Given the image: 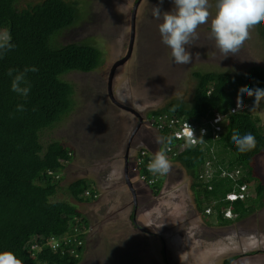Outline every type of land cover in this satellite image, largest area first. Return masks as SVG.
I'll return each mask as SVG.
<instances>
[{
  "label": "trees",
  "instance_id": "1",
  "mask_svg": "<svg viewBox=\"0 0 264 264\" xmlns=\"http://www.w3.org/2000/svg\"><path fill=\"white\" fill-rule=\"evenodd\" d=\"M80 12L75 1L27 4L24 0H0V31H9L15 45L0 54V251H13L24 264H79L85 249L88 220L78 207L94 200L93 189L86 179L62 185L73 150L59 139L43 138L44 132L61 125L74 107L76 90L66 75L94 72L104 62L100 45L58 41L60 33L79 22ZM254 28L257 46L264 54V26ZM33 66L38 71L27 73L30 91L22 97L11 90L8 70ZM215 68L193 70L188 98L167 101L151 113L183 115L195 124L210 119L214 111L225 115L217 138L209 132L203 136V146L186 147L170 159L189 178L196 210L205 217L207 206H213L215 220L204 218V223L224 226L232 223L223 217L226 208L235 215L234 221H240L264 207V178L256 168V158L264 152V121L250 109L254 97L241 94L244 107L228 114L243 86L264 88V67L254 65L241 72ZM18 104L24 105V111H17ZM233 130L241 136L254 135L256 148L241 153L231 140ZM210 161L213 180L208 189L200 179ZM230 168L249 180L246 190L250 195L229 204L225 195L242 183V179L234 181L222 174ZM51 240L59 242L53 247ZM229 263L230 259H225L222 264Z\"/></svg>",
  "mask_w": 264,
  "mask_h": 264
},
{
  "label": "rangeland",
  "instance_id": "2",
  "mask_svg": "<svg viewBox=\"0 0 264 264\" xmlns=\"http://www.w3.org/2000/svg\"><path fill=\"white\" fill-rule=\"evenodd\" d=\"M24 1L27 4H32L39 0ZM67 1L77 3L81 10L80 19L74 26L59 34V43L85 42L100 45L104 50V62L94 72H71L66 75V79L74 84L76 90L74 107L61 125L50 131H45L43 136L44 139H59L73 150L74 157L64 169L62 185L78 179H88L94 189H101L99 203L103 205L102 207L98 208V203L93 201H91L93 203H81L78 207L80 213L87 218L89 227L87 229L89 236L87 235L85 240L86 253L80 264H152L157 257L163 258L164 255L167 256L168 264H172L173 261L175 264H221L222 260L220 259L223 256L229 254L233 256L240 251L245 253L264 249V207L258 209L255 215H250L247 223H245L246 221L244 223L234 222L235 224L232 226L205 230L212 237H204L199 233V240L189 243L179 236V233H183L182 229L189 228L190 222L198 224L202 219L199 220L194 215V211L189 205L193 193L189 189L185 192L183 188H180L182 184L184 188L185 185L188 188L190 180L178 164L172 166L164 188L169 187L172 192H169V197L173 195L178 196L177 199L182 198L179 200V204L184 207L178 206L176 210L171 211L170 218L166 217V212L163 215H160V212L154 213L157 208L153 207V204L158 203L160 209H163L165 207L163 205H166L167 195L160 194L156 201H150L147 193L139 190L140 195L137 200L141 201L138 203L141 204L145 199L144 204L150 205L141 206L140 209L143 210L142 214L145 218L142 219L141 216L138 224H149V227L146 226L147 228L159 234L164 233L163 240L157 237L150 239L147 235L146 238H143L142 235L145 234H141V231L135 229L133 218L128 216L129 208L127 206L129 203L126 201L130 202V197L123 193L120 177L116 176L117 174L111 176V167L106 165L107 162H110L109 158L114 156V147L119 143V145L124 144L126 139L115 140L114 128H118L122 117L118 111L111 107L112 103L110 102V104L107 100L106 93L108 91L106 88L107 77L112 72V66L124 58L128 51L130 15L134 11L132 10L134 1L138 4L134 11L133 51L123 65L115 68V78L121 79L119 74L127 75L130 71L125 80H122L124 82L119 83L118 91L121 92L119 94L121 98L124 100L130 98L131 103L137 104L138 107L141 104L151 103V107L157 105L153 108L157 109L162 107L167 100L175 98L186 100L193 87L190 74L195 69L209 67L213 71V67H216L220 70L228 69L241 72L254 65L264 67V54H262V48L257 46L255 28L251 30L250 39L245 41L235 56L229 55L224 58L216 47L215 40L210 38L212 19L210 17L207 24L201 25L197 29L199 39L189 49L192 53V62L187 65H177L173 62L171 49L162 43L158 28L160 21L155 20L152 16V7L158 5L159 0ZM215 2L216 0H210L213 5L211 9L213 16ZM173 7V0H164L162 11H171ZM143 64L145 70L139 72L136 68ZM150 64H153L155 74L150 71ZM174 87H176V91L170 93L169 91ZM112 88L114 90L115 85H112ZM136 94L139 97L137 102L133 100ZM250 106L252 109L253 104ZM252 111L264 121V102ZM151 133L154 135V132L151 131ZM155 136L158 137L156 133ZM143 140L145 142H139L137 145L132 143L131 145L130 154L133 155L130 157V167L134 161V154L139 148L153 150L151 146H148L152 141L148 134L143 135ZM156 150L157 147L153 151ZM256 159L257 171L264 178V152ZM211 163L213 164L210 161L207 166L212 171ZM207 166L204 167V170ZM235 171L240 173L238 179L250 184L241 171L230 168L231 173L235 174ZM105 173L109 179L102 181ZM139 173V170L133 169L130 175L135 178ZM164 177L161 178L162 184ZM95 181L101 182L96 186L97 188ZM162 184L159 186L161 187ZM106 188L108 190L104 191ZM112 194L116 196H111ZM121 209H125L126 213ZM174 217L175 219L170 220ZM205 218L208 221H214L216 215H210V218L205 216ZM257 218H260L258 220L261 223H258ZM246 227H249L250 235L257 236L253 239L226 236L232 228L236 230ZM168 230L175 231L174 234H177L170 240L173 243L165 240L168 234L165 231ZM260 236L261 238H259ZM165 248L169 249L167 250L168 254L167 252L163 254ZM202 249H206V251ZM240 261L242 264H264V256L254 253L242 260L240 257L238 262ZM233 264H236V261Z\"/></svg>",
  "mask_w": 264,
  "mask_h": 264
},
{
  "label": "clouds",
  "instance_id": "3",
  "mask_svg": "<svg viewBox=\"0 0 264 264\" xmlns=\"http://www.w3.org/2000/svg\"><path fill=\"white\" fill-rule=\"evenodd\" d=\"M163 2L164 0H159V4L152 7V16L155 20L160 21L158 28H159V33L161 36L162 43L171 49V55L173 57V62L177 65H187L192 62V53L189 51V49L193 45H195V41L199 39V33L197 29L201 25L207 24L209 22L210 17H212L210 38H213L215 40V45L220 50L224 58L228 57L229 55L235 56L240 51L245 41L250 39L251 30L254 29L256 25L264 26V0H216L214 16L211 11V9L213 8V5L212 3H210V0H173L174 7L171 11H162ZM130 33H131V28H130ZM134 34H135V25H134ZM14 47L15 45L12 43V37H11L10 32L7 30L0 31V54H3L4 52L13 49ZM35 71H38V69H36L34 66L26 67L24 68L23 71H18L16 69L10 68L8 70V75L12 77L11 90L22 97H27L30 91V84L26 76L28 72H35ZM114 75H115V71H114ZM114 75L111 78L110 85L108 84L107 86L109 97H111V100L114 102V104L122 108H127L118 101V98H117L118 95L116 96L114 94V90L112 88ZM108 77H110V74L108 75ZM241 94H247V96L249 97H254L253 107L251 110H254L256 107H258L261 104L262 101H264V88H260V87L249 88L248 86L245 85L238 92L237 108L244 107ZM155 107H157V105L154 107H151L150 105L145 113L143 114L141 113V115H139L138 113L136 114H137L138 122H145L146 124L145 126L149 130L154 132V135L151 134L152 136H155V133L158 135V137L155 136L157 137V140H156L157 150L153 151V150H149L148 148H139L138 151L134 155V161L131 167L128 165V162L124 163V161H121L119 159V156L117 159L109 158L110 162H107L106 165L111 167V170H112L111 176H114L115 174H117L116 176L120 177L119 181H121V184L123 187L122 191L123 193L128 194L130 197L129 198L130 202L129 200L126 201L127 203H129V205L127 206L129 208L128 215L129 217L133 218V225L135 226V229H137L138 231H141V234H145V235H142L143 238H146L148 236L150 237V239H152L153 237H157L158 239L163 240L164 233L159 234V233L152 231L150 228H147L149 227V224H146V225L138 224L139 218L141 216H142V219L145 218V216L142 214L143 210L140 209L141 206L145 207V205L146 206L150 205L147 203L144 204L145 203L144 201L141 203V206H138L139 204L138 202L141 201V200H137L138 195H140L139 190L145 191L147 193L146 195L150 197L149 198L150 201L152 200L156 201L158 197H160L159 196L160 194H163V196L167 195V198L165 199L166 205H163L165 206L163 209H160V205L158 203L153 204L154 209L157 208L156 211H154V213L160 212V215H163L164 212H166L167 214L166 217L170 218L171 211H173L174 209L176 210L178 206H181L182 208L184 207V205L179 204V200L182 198L177 199L178 196H173V195H171L172 197H169L168 194L169 192H171L169 190V187L164 188L167 183L168 174L171 172L172 166H174V162H171L170 159L175 158V157L170 156V154L167 152L171 150L170 146L175 143V140H174V137L168 136V135L165 137H162L161 135L166 134L165 132L158 131L149 125V122H148L149 117L160 115V114L151 113V111L159 109V108L153 109ZM231 108L229 109L228 114H232L230 113ZM127 110L130 111V108H127ZM17 111H24V105L18 104ZM214 112H218V111H214ZM161 114H164V113H161ZM219 114L222 115L221 113ZM82 115L84 116V113ZM171 115L176 116V117H181L183 118V120H186L183 115H175V114H171ZM222 116L224 117V120L221 122L222 124L221 131H223V125L226 122L225 115H222ZM217 122H219V118ZM187 128L189 129L186 133V138H187L188 143L190 145H194L195 143H197V141H199L200 144L196 146H203L204 145L203 136L207 135L209 132L205 134L206 130L202 129L200 137L196 138L194 135V130L188 124H187ZM231 140L236 145L237 149L241 153L250 152L254 150L257 146L256 137L252 135L251 133L241 136L238 131L233 130ZM148 146H151V144H149ZM188 147H194V146H188ZM141 151H144L147 157L151 159V162L148 165L149 172H146L145 167L143 165H138L136 162L139 156V153ZM180 153L177 156H179ZM114 163H117L118 165L117 168H114L113 166ZM207 165L208 163L205 164V166ZM208 166L207 168H205V170L203 168V173L200 179V183H202L203 185L206 184L207 188L210 189L209 184L213 180V173L210 167ZM133 169H137L140 171V173L137 174V177L135 176V178L132 175H130ZM143 174L147 176V179L154 178L155 179L154 184H148L146 181L145 182L140 181V176ZM222 174L224 176H227L228 174H231V172L229 171L227 173L226 171H224L222 172ZM239 176H240V173H238L236 179L235 178H232V179L236 181ZM162 177L165 178L163 181V184L161 181ZM107 179L109 178L105 173L104 179L102 181L107 180ZM86 180L90 183V188L93 189V197L94 196L95 197H94V200L92 201L97 202L98 203L97 205H100L99 201L101 200V198L99 196L101 194V189H98L96 186H98L101 182L100 181L94 182L95 187L98 189V191H96L97 189L93 188L92 183L88 179ZM128 183L131 185V189H129ZM160 184H162L161 187L159 186ZM242 184H245V188L243 190H240L239 187ZM248 185L249 184L245 183L242 180V183L238 186V189L228 192L225 195L224 200L230 204L238 200L245 199L246 197L250 195L246 190L248 188ZM181 186L182 187L180 188H183L185 192H187V190L189 189V186L188 188L186 185L184 188L183 184ZM107 190L108 189L106 188L104 191H107ZM86 191H89V190H86ZM239 193H242V197L238 196ZM231 194L237 197H234V196L230 197L229 195ZM111 196H116V195L112 194ZM191 196H192L191 198L189 197L190 198L189 205L193 209L194 215L199 220L202 219V221L200 220L198 224L190 222L189 228L185 230L182 229L183 233L178 234L179 236L183 237L184 240L189 241V243L196 242L197 240H199V233L204 237H212V236H209V234H207L205 230H210V229H214L217 227L224 228L225 226L227 227L232 226V224H235L234 222L244 223L246 221L245 223H247V219L249 216L243 218L240 221H234L235 215L231 212L230 208H226L225 210H223V217L227 220H230V222L232 223L224 225V226H218L216 224L207 225L206 223H204L205 217H203V215L200 214L196 210L195 205H194L193 195L191 194ZM93 202H90V203H93ZM121 210H123V212L125 211V209H121ZM257 211L251 215H255ZM130 212H132L131 215L129 214ZM204 214L205 216H209L213 214L216 215V212L211 204L210 206H207ZM173 219H175V217L171 218L170 220H173ZM258 219L260 218H257L258 223H261V221H259ZM234 228H232L231 232L228 233L226 236H231L234 238L242 237V238H247V239H253L257 236V235L254 236V235L249 234V227L237 228L236 230ZM165 233H168L165 240L167 242L173 243L170 240L174 238L175 235H177V234H174L175 231L168 230V231H165ZM87 235L89 236L86 230L84 242L87 238ZM259 238H261V236ZM153 242L155 243V241ZM167 250L169 249L165 248V251L163 254H165V252H167L168 254ZM202 250L206 251V249H202ZM85 253H86V242H85V249H84L83 257ZM254 253L255 255L264 256V249H256L254 251H247L245 253L240 251L233 256L230 254L227 256H223L220 259L222 260L221 264L223 263L225 259H230L229 264H233L235 261H236V264H242L241 261L238 262V259L240 257L242 260L250 255H253ZM166 261H167V256L164 255L163 258L157 257L156 260L152 262V264H168V262ZM0 264H24V261L21 258H18L17 254L14 253L13 251L7 250V251H0ZM172 264H175V261H173Z\"/></svg>",
  "mask_w": 264,
  "mask_h": 264
},
{
  "label": "built area",
  "instance_id": "4",
  "mask_svg": "<svg viewBox=\"0 0 264 264\" xmlns=\"http://www.w3.org/2000/svg\"><path fill=\"white\" fill-rule=\"evenodd\" d=\"M242 108H237V100H235L234 106L231 108L230 113H235L236 111H239ZM219 118V122H217ZM224 120V117L220 115L218 112H214L213 116L210 119L203 118L200 120L198 124H193L187 120H183L181 117H176L172 115H168L166 113L160 114L158 116H151L148 119L149 125L153 127L154 129L165 132L166 135L174 137L175 143L170 146L171 150L167 153L170 154L172 157H176L181 151H183L188 146H196L200 144L199 141L195 143L194 145H190L186 138V133L189 130L187 128V124L194 130V135L196 138H199L201 135V130H206L207 134L210 132L211 136L213 138L217 137L218 133L222 130V124L221 122ZM138 165H143L145 167L146 172L148 171V165L151 162V159L147 157L144 151H141L139 153V156L136 160ZM238 171H235V174H228L232 178L237 177ZM140 181L147 182L148 184H154L155 179L149 178L147 179L146 175L140 176ZM240 190H243L245 188V184H242L240 187ZM86 195H90L89 191L85 192ZM237 197L235 195H229ZM239 197H242V193L238 194ZM70 238H66V242H69ZM58 241V240H57ZM54 240H51V243L53 247L56 246V243ZM55 242V243H54ZM80 244V242H79ZM34 248V246H32Z\"/></svg>",
  "mask_w": 264,
  "mask_h": 264
},
{
  "label": "flooded vegetation",
  "instance_id": "5",
  "mask_svg": "<svg viewBox=\"0 0 264 264\" xmlns=\"http://www.w3.org/2000/svg\"><path fill=\"white\" fill-rule=\"evenodd\" d=\"M134 5H132V10H136L135 8H137V4H136V1L133 2ZM131 18H132V14L130 15V28H131ZM135 25V23H134ZM133 46L134 44L132 45V48H131V52H130V55L132 54V51H133ZM127 53V52H126ZM150 71L155 74V72L153 71V64H150ZM139 72H143L145 69H144V64L140 67V65L137 66L136 68ZM128 72V71H127ZM130 73V71L128 72V74ZM127 75H122V74H119L118 76H120L121 79H116L115 78V75L113 77V86L115 85V88H114V94L117 96L118 98V101L120 103H122L125 107L127 108H130V111L127 110V108H122L116 104H114V102L111 100V97H109V94L108 92L106 93V98L107 100L109 101V103L112 105L111 107L113 109H115L116 111H118L122 117V120L120 121V124L118 126V128H114V132L116 133L115 135V140H119L121 139L123 141L124 138L125 139V142L124 144L122 145H117L114 147V156L113 158L117 159L118 156H119V159L121 161H124L125 162H128V165L130 166V162H131V159L130 157L133 155V154H130L131 152V145L132 143L134 144H138L139 142H143V135L144 134H148L151 138H152V141H151V148L153 150H155L156 146H157V143H156V140L157 138L155 136H151V130L148 131L149 129L144 126V122H138V118H137V114L138 113L139 115H141V113H145L146 110L148 109V107L151 105V103H147V105H140V107H138L137 104H132L131 103V100L130 98H128L127 100H124L123 98L120 97V91H118V88H119V83L120 82H124L122 80H125V78L128 76ZM154 77V76H153ZM155 78V77H154ZM107 86L109 84V77H107ZM111 83V81H110ZM106 90L108 91V89L106 88ZM120 90H121V86H120ZM176 91V87L172 88L169 92L170 93H174ZM117 93V94H116ZM175 95V94H174ZM138 94H136L134 97H133V100H135L137 102V99H138ZM170 99V98H169ZM144 103V102H143ZM147 106V107H146ZM145 107V108H144ZM118 114V113H117ZM142 128V129H141ZM145 142V141H144ZM136 153V152H135ZM135 155V154H134ZM146 198V197H145ZM145 201V199H144ZM138 206H141V204H138ZM159 206V205H157ZM98 207H102V205L100 204ZM124 213H126V211H124ZM132 212H130L129 214H131ZM129 216V215H128Z\"/></svg>",
  "mask_w": 264,
  "mask_h": 264
},
{
  "label": "water",
  "instance_id": "6",
  "mask_svg": "<svg viewBox=\"0 0 264 264\" xmlns=\"http://www.w3.org/2000/svg\"><path fill=\"white\" fill-rule=\"evenodd\" d=\"M133 34H134V11L132 12V18H131V33H130V41H129V47H128L127 54H126V56L124 58H122L121 60H119L116 63H114V65L112 66V69H111L112 72L110 73V77H109V85H110L111 78L113 76V70L115 71V68L117 66H119V65L123 64L124 62H126L127 59L130 56L132 43H133ZM128 187H129V189H131V185L129 183H128Z\"/></svg>",
  "mask_w": 264,
  "mask_h": 264
},
{
  "label": "crops",
  "instance_id": "7",
  "mask_svg": "<svg viewBox=\"0 0 264 264\" xmlns=\"http://www.w3.org/2000/svg\"><path fill=\"white\" fill-rule=\"evenodd\" d=\"M113 166H114V168H117L118 165H117V163H114Z\"/></svg>",
  "mask_w": 264,
  "mask_h": 264
}]
</instances>
